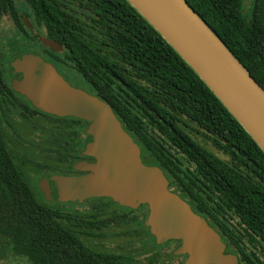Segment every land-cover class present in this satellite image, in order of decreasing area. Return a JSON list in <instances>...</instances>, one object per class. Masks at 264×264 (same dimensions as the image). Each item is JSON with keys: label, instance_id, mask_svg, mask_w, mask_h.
Masks as SVG:
<instances>
[{"label": "trees", "instance_id": "1", "mask_svg": "<svg viewBox=\"0 0 264 264\" xmlns=\"http://www.w3.org/2000/svg\"><path fill=\"white\" fill-rule=\"evenodd\" d=\"M24 2L33 23L45 28V37L63 46V53L49 55L73 68L79 84L112 107L147 166L166 170L173 184L189 190L192 178L208 180L197 184L208 190L192 191V196L207 211L227 253L238 256L240 264H264V153L178 53L126 0ZM187 2L264 88V0L253 1L250 17L243 13V0ZM5 16L24 32L16 59L41 55L17 0H0V24ZM57 121L61 124L52 137L65 143L56 146L53 156L36 161L28 133L41 131L43 150L49 153L53 149L44 123ZM88 126L77 118L42 113L15 92L5 80L0 43V241L32 264H114L109 253L83 240L75 209L80 203L50 202L33 184L34 175L37 183L45 173L66 174L86 159L83 151L92 138ZM172 151L193 163L195 172L178 173L182 159L173 158ZM90 201L97 210H132L107 198ZM139 209L148 215V206ZM144 231L147 242L157 246ZM6 248L0 246V257Z\"/></svg>", "mask_w": 264, "mask_h": 264}, {"label": "water", "instance_id": "2", "mask_svg": "<svg viewBox=\"0 0 264 264\" xmlns=\"http://www.w3.org/2000/svg\"><path fill=\"white\" fill-rule=\"evenodd\" d=\"M126 1L198 75L264 153V88L208 23L187 0ZM39 41L52 52L63 51L60 43L47 37ZM12 68L22 75L12 81V89L37 110L89 123L86 132L93 140L83 156L95 161L76 164L75 170L82 175L51 178L59 202L82 204L108 198L132 210L146 205L147 229L158 245L180 241L179 254L188 256L184 264H240L238 256L227 253L221 235L205 218L170 191L164 172L143 163L139 145L108 103L71 86L41 55L27 53L15 59ZM40 189L52 202L49 182L42 181Z\"/></svg>", "mask_w": 264, "mask_h": 264}, {"label": "flooded vegetation", "instance_id": "3", "mask_svg": "<svg viewBox=\"0 0 264 264\" xmlns=\"http://www.w3.org/2000/svg\"><path fill=\"white\" fill-rule=\"evenodd\" d=\"M32 30L33 29H30V31ZM32 44H34L36 47V44L39 43L33 41ZM41 47L43 50L42 52L40 51L39 52L43 57V59L46 62L51 63L57 69V71L65 78V80L69 82V84H71V86L87 91V89L84 88V84L77 85L73 83L70 77L73 76L74 78L75 75L69 73L68 69H66L67 71L62 70L64 69L63 66L59 64L55 58H53V55L51 56L49 55L50 52L52 51L48 47L45 46H41ZM21 78L22 75L17 74L14 71L12 81ZM92 140L93 138H91L88 143L92 142ZM165 148L170 149L169 146H166ZM172 153H173L172 155L173 158L178 157L182 159V162L179 165L182 167L183 172L177 171L178 173L183 175V173H186L188 169L191 172H195V169L192 167V165L194 164L191 163L190 161H186L185 156L183 154H178L175 151H172ZM141 158L143 163L147 165L148 159L145 157V154L143 153L142 150H141ZM84 160H86L87 162L95 161L94 159L87 157L86 159H82L81 161ZM81 161L78 160L73 164V170L71 171L69 170L68 173L60 174V175L73 176V175L84 174L82 172L75 170L76 164ZM162 171L164 172L165 177L169 181V189L171 190V192L180 196L185 202L189 204V206L197 215L205 218V220L211 226L210 218L204 215V213L208 214L207 211L201 209L196 204L192 196L193 195L192 191L195 193L197 191H202L203 189L208 190L207 187L201 188L197 185V184L201 185L204 182H208V180L201 178L200 179L192 178L191 180H189L193 182L192 188L191 190H189L183 186H180V184H173L168 172L166 170H162ZM53 176H58V175L45 173L40 177L39 180V189H40V183L42 181L49 182L53 195L52 202H54L55 198H58L57 186L53 181H51V178ZM40 191L43 193L41 189ZM89 201L90 200L86 201L85 203L79 204L80 233L87 245L105 254L109 253V255L112 256L111 259H113L114 264H184L186 262L188 256L179 254V250L182 245L180 241H171L164 245H158L156 242L157 246H155L152 242L150 243L147 242V236L144 229H147L146 221L149 213L147 215V212L145 210L144 211L142 210L140 211V209L123 210V209H118L117 207L107 210H97L92 208L91 204L88 203ZM82 206L83 207L88 206V207L80 208ZM132 230L133 231L141 230L142 234L140 236L132 235ZM123 257H125V259H122Z\"/></svg>", "mask_w": 264, "mask_h": 264}, {"label": "rangeland", "instance_id": "4", "mask_svg": "<svg viewBox=\"0 0 264 264\" xmlns=\"http://www.w3.org/2000/svg\"><path fill=\"white\" fill-rule=\"evenodd\" d=\"M253 1L254 0H243V13L246 17H250L251 16V11H252V6H253ZM17 6L18 9L20 11L21 14V18L23 21H25L26 23H29L32 27L33 30L32 31H27L28 34L30 35V37H34L33 41H36L39 43V39L41 37H45V33L46 30L43 27H37L33 21L32 18L29 17L30 15V10L28 8V6L26 5V3L24 2V0H17ZM29 27V26H28ZM35 39V40H34ZM15 41H17V44H13ZM25 42L24 40V32L23 31H19L17 30L13 20L11 19L10 16H5L0 24V43L2 46V68L4 71V76H5V80L6 82L10 85L12 84V79H13V70H12V62L14 59H16V56H19L20 53H22V50L17 49V45L18 44H23ZM35 48V45H34ZM36 48L42 52V47L39 44H36ZM63 53V52H61ZM64 71H67L66 69L69 70V73L75 74L76 71L73 68H68V67H63ZM76 75V74H75ZM70 77V76H69ZM75 77H78L77 75ZM73 78L70 77V79L73 81L74 84H79V82L77 81V78ZM84 88L88 89L87 86L84 85ZM53 118L48 119V122H50ZM54 121H56L55 119H53ZM48 122L44 123L45 125H47V134L48 137L47 139H49V144L50 146H52L51 152L48 153V151H44L43 147H44V141L42 138V132L41 131H36L35 132H29L28 134L31 136L30 137V141L32 142V148L31 146L28 144V146H30V153L33 154V158L36 161H42L45 159L46 157H50L53 156L52 154H55V150H56V146L57 145H62L64 141H59L57 139H55L54 137V133L57 132V129L55 128L56 126H58L59 124H61L59 121L57 122H52L51 124H49ZM68 139V138H67ZM202 144H206L204 143L202 140H199ZM65 143V142H64ZM206 146L208 147V149H210L211 151L217 153V150L212 147L211 144H206ZM54 151V152H53ZM188 161V160H186ZM192 165V164H190ZM192 167L195 169V166L192 165ZM37 176H33L32 178H34L33 180V184H35V188L37 189V187L39 188V181L37 183L36 182V178ZM95 201H90L88 202L89 204H93ZM88 207V206H86ZM86 207H80V208H86ZM75 209L79 210V206L76 207ZM6 246L7 251H6V255H4V257H0V264H32L28 259L21 257V256H16L15 254H13V251L11 249V245H8V243L6 242L5 239H2L0 241V246ZM262 259L264 260V255L262 254Z\"/></svg>", "mask_w": 264, "mask_h": 264}]
</instances>
